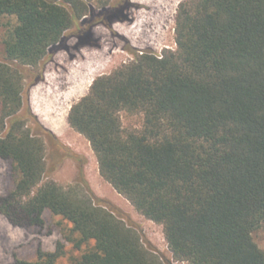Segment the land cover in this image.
<instances>
[{
	"label": "trees",
	"instance_id": "1",
	"mask_svg": "<svg viewBox=\"0 0 264 264\" xmlns=\"http://www.w3.org/2000/svg\"><path fill=\"white\" fill-rule=\"evenodd\" d=\"M86 12L82 0H0V17L16 19L2 42L0 159L18 174L0 215L23 229L43 227L45 211L70 223L75 248L93 245L69 264H163L83 178L43 181L44 144L19 114L25 74ZM174 34V50L138 54L94 79L69 126L89 142L102 179L162 226L175 262L264 264L252 238L264 227V0H188ZM122 113L142 116L141 129H123ZM63 255L58 242L13 264Z\"/></svg>",
	"mask_w": 264,
	"mask_h": 264
},
{
	"label": "rangeland",
	"instance_id": "2",
	"mask_svg": "<svg viewBox=\"0 0 264 264\" xmlns=\"http://www.w3.org/2000/svg\"><path fill=\"white\" fill-rule=\"evenodd\" d=\"M82 1L87 4L86 15L64 34L61 42L50 50L39 67L30 69V73L25 74L19 114L30 133L39 137L44 144L46 174L43 181L50 180L59 186L67 187L77 185V181L83 178L106 210L111 211L125 227L138 234L143 248L150 255L163 264H186L173 260L162 226L137 213L125 198L102 179L89 142L71 129L68 113L71 106L88 93L92 81L97 77L108 75L119 66L132 62L138 54L153 53L160 56L163 50H174L175 18L179 5L188 0ZM15 25L14 17H0V62H5L3 39ZM130 30L131 32L127 33ZM156 31L158 34H154ZM96 68L98 71L93 73ZM38 76L40 79L34 82ZM80 84L85 86L81 96L70 102L65 101L62 95ZM34 99H37V103L43 105L42 107L48 106L52 112H62L63 128L58 133L53 132L50 126L44 124L35 114ZM53 116L55 115L50 117L53 119ZM120 117L123 129H141L142 116L122 113ZM65 132L66 134H63ZM69 133L70 136L73 135L71 138ZM17 179L18 174L12 170L10 162L0 159V196L10 192ZM96 187L102 191L96 190ZM111 193L113 195H110ZM43 220L44 225L41 228L23 229L13 227L0 215V264H13L16 259L34 262L37 260L39 249L42 252H53L58 242L64 246V255L56 264H69L92 247L91 242L80 249L75 248L71 240L79 236L71 232V224L61 217L45 211ZM252 238L256 245L264 250V227L255 231Z\"/></svg>",
	"mask_w": 264,
	"mask_h": 264
},
{
	"label": "bare ground",
	"instance_id": "3",
	"mask_svg": "<svg viewBox=\"0 0 264 264\" xmlns=\"http://www.w3.org/2000/svg\"><path fill=\"white\" fill-rule=\"evenodd\" d=\"M135 3V2H134ZM148 3V2H147ZM155 4V3H154ZM160 6V5H159ZM162 6V5H161ZM161 10V9H160ZM161 11H163V10H161ZM153 12H155L154 10H153ZM146 15V14H145ZM162 24V23H161ZM155 25V24H154ZM131 32V30L130 31H127V33H130ZM154 34H158V32L156 31ZM90 69V68H89ZM77 71V70H76ZM91 71V70H90ZM98 71V69L96 68L94 71H92L93 73H95V72H97ZM75 72V71H74ZM82 72V71H81ZM90 74H91V72H90ZM91 75H93V74H91ZM73 76V75H72ZM78 76V75H77ZM93 77V76H92ZM90 79V78H89ZM74 82V81H73ZM90 82V81H89ZM91 84V83H90ZM85 87V86H84ZM84 87H83V85L82 84H80V85H75L74 86V88H72V89H70L69 91H67V92H65V94H63L62 96H63V98H64V100L65 101H68V102H70V101H72V99H76L77 97H79V96H81V94L83 93V90H84ZM32 98H34V97H32ZM37 98V97H36ZM35 101L33 102V103H36L35 104V109H34V111H35V114L38 116V117H40L41 118V121H43V123L44 124H46V125H49L50 126V129L53 131V132H57L58 133V131H60L61 130V128H63V116H62V112L60 111L59 113L57 112V113H55V111L53 110V112L51 111V109H49V107L47 106V108L45 107H42L40 104H39V102L37 103V99H34ZM39 100V99H38ZM55 100V99H54ZM40 101V100H39ZM41 103V102H40ZM51 104V103H50ZM33 107V106H32ZM34 108V107H33ZM55 115V116H53V119L50 117L51 115ZM61 134H60V137H61V135H62V132H60ZM63 134H66V132L65 133H63ZM67 134H68V132H67ZM71 135V133H69V135L68 136H70ZM65 136H67V135H65ZM73 136V135H72ZM72 136H70V138L72 137ZM59 138V137H58ZM62 138V137H61ZM69 138V137H68ZM68 138L66 139V140H68ZM74 138V137H73ZM76 140V139H75ZM75 140H74V143H76L75 142ZM64 141V140H63ZM64 142H66V141H64ZM73 142V141H72ZM79 142V141H78ZM81 142V141H80ZM68 143V142H67ZM82 143V142H81ZM77 144V143H76ZM78 145V144H77ZM73 146H74V144H73ZM72 148V147H71ZM80 147H78V149H79ZM85 148V147H84ZM72 149H74V148H72ZM77 152H79V151H77ZM85 152V151H84ZM86 154H88V153H86ZM89 155V154H88ZM87 155V156H88ZM95 163V162H94ZM95 165V164H94ZM91 166V165H90ZM93 167H95V166H93ZM91 168V167H90ZM89 168V169H90ZM97 169V168H96ZM95 170V169H94ZM91 172H93V171H91ZM94 173V172H93ZM89 174V173H88ZM95 175H96V172H95ZM91 176V175H90ZM90 178V177H89ZM95 178V177H94ZM97 178V177H96ZM95 178V179H96ZM99 178V177H98ZM92 179V178H91ZM92 184V183H91ZM92 185H94V184H92ZM92 188V187H91ZM94 188V187H93ZM95 189V188H94ZM98 189H100V188H98ZM97 189V187H96V190H98ZM108 189V188H107ZM101 191H102V189H100ZM111 191H114V190H111ZM98 192V191H97ZM100 192V191H99ZM115 193V192H114ZM104 194V193H103ZM105 194H108V193H105ZM102 195V194H101ZM110 195H113V193H111ZM118 195V194H117ZM100 196V195H99ZM105 196V195H104ZM121 197V196H120ZM125 202V201H124ZM124 205H125V203H124ZM128 205V204H127ZM122 206V205H121ZM126 206V205H125ZM129 206V205H128ZM130 209V208H129ZM127 210H128V208H127ZM134 215V214H133ZM132 215V216H133ZM136 215V214H135ZM138 215V214H137ZM131 216V217H132ZM134 217V216H133ZM139 218V217H138ZM143 219V218H142ZM141 220V219H140ZM145 220V219H144ZM138 221V220H137ZM142 221V220H141ZM144 224V223H143Z\"/></svg>",
	"mask_w": 264,
	"mask_h": 264
}]
</instances>
